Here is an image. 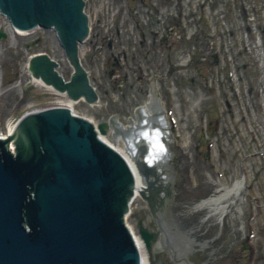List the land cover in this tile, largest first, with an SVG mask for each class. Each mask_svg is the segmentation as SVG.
<instances>
[{
	"label": "water",
	"instance_id": "water-1",
	"mask_svg": "<svg viewBox=\"0 0 264 264\" xmlns=\"http://www.w3.org/2000/svg\"><path fill=\"white\" fill-rule=\"evenodd\" d=\"M85 6L86 0H0L13 28H52L73 67L67 78L57 59L39 51L28 58L30 76L93 104L99 92L81 58L90 34ZM7 35L0 29V38ZM158 107L152 102L147 118L138 107L137 121L124 126L115 114L95 123L68 105L47 106L24 112L0 134V264H145L142 250L153 249L157 233L140 224L136 235L127 222L137 193L175 264H193L192 241L165 219L172 178L161 161L169 130ZM109 128L127 154L102 137Z\"/></svg>",
	"mask_w": 264,
	"mask_h": 264
},
{
	"label": "rangeland",
	"instance_id": "rangeland-1",
	"mask_svg": "<svg viewBox=\"0 0 264 264\" xmlns=\"http://www.w3.org/2000/svg\"><path fill=\"white\" fill-rule=\"evenodd\" d=\"M86 1V10L89 16L91 14L92 33L90 38L81 44V58L90 70L91 80L99 91V103L90 104L84 99L73 101L40 82L30 81L27 60L29 55L35 52L46 51L51 54L59 61L58 69L66 77H69L73 67L52 28L37 27L26 32L17 31L11 28L7 18L0 14V28L8 33L6 38L0 39V131L6 132L7 128L13 127V123L24 112L58 105L61 99L76 113L92 119L95 123L108 120L113 114H116L123 124L130 123L131 119L136 121L135 108L143 106L150 99L149 92L137 89L138 75L145 73L151 77L163 69L166 71L169 62L173 61L177 65L175 72L164 80H157V86L162 107L167 111L166 115L168 114L167 123L174 136V142L181 145L187 154L183 156L184 179L177 181H181L177 198L183 199L184 202L186 200V208L191 209L197 219L204 218L198 225L199 230L202 237L216 235L213 243L226 233L233 234V230L239 234L244 217L249 216L252 223L260 222L264 226V161L244 160L248 169L262 172L256 177H247L249 185L247 188L240 187L237 200L227 205L222 218H219V212H209L210 208L207 206L193 208L199 205L203 198L218 195L217 190L222 185L231 187L237 179L243 183L240 180L241 158L244 153L252 150L250 137L240 135L234 128V123H223L215 135L210 134L206 127H200L202 121L206 123L216 115V112L208 108L213 99L211 97L214 96L207 97L205 94L208 87L205 79L208 77L209 80L211 76H215L212 73L215 66L210 67L212 51L215 48V32L208 26L207 19L201 17L197 8L191 5L188 11V16L191 17L188 35L179 31L177 34L173 32L167 34V38L162 39L163 42L160 38L166 34L165 25L171 11L170 5L167 8L164 0ZM161 19L164 20L163 23ZM117 29L118 36L115 37L113 30L117 32ZM108 34H113L115 39L107 40L105 37H109ZM261 40L264 41V38ZM110 41L113 46L108 44ZM122 42L127 59L124 61L120 58V66L115 70L118 74L113 75L110 71L113 67L111 53L123 51L120 47ZM165 51L173 53L168 60ZM117 55L120 57L121 53ZM245 57L253 63L252 54ZM238 60L242 62V57ZM252 63L253 72L258 67ZM262 68L264 69V66ZM262 75L251 79L257 81ZM119 79H123L124 83L116 86ZM250 87L245 84L242 101L250 98L252 93L247 91ZM261 87L264 92V85L259 86ZM247 114L251 117L258 116L256 109L252 108ZM262 127L264 129V123ZM224 134L226 137L221 143L211 145V156H206L208 140ZM102 136L125 151L122 138H116L113 129L109 128ZM228 199L223 202L227 203ZM138 220L152 229L156 228L147 203L140 194L134 197L127 216L128 223L136 233ZM193 248L189 254L193 264H200L207 259L210 245L195 244ZM145 254L149 264H175L167 247L160 242H156L153 249ZM213 255L215 256L209 257V260L202 264H222L220 252H214Z\"/></svg>",
	"mask_w": 264,
	"mask_h": 264
},
{
	"label": "flooded vegetation",
	"instance_id": "flooded-vegetation-1",
	"mask_svg": "<svg viewBox=\"0 0 264 264\" xmlns=\"http://www.w3.org/2000/svg\"><path fill=\"white\" fill-rule=\"evenodd\" d=\"M118 53L124 54V51H118ZM112 51V69L110 70L113 75L118 74L115 73V70H118V66H120V57ZM127 56L122 59L126 61ZM152 78L147 76L145 73H141L138 75V90H143L145 93L150 94L152 88ZM156 80L161 79L162 77L155 78ZM124 80L119 79L118 85H123ZM133 86V85H131ZM177 158L174 161L175 166H179V171L175 173L173 180V195L171 201L167 207L168 214L170 215L172 221V227L181 230L180 236L184 238H190L194 240L196 244L205 246L210 245V251L207 253L208 257L205 261L209 260V257L215 256L213 253L220 252L222 256V264H264V226H262L259 222L252 223L250 217H244L241 221L240 233L237 234L234 230L233 234L226 233L221 239L216 242H212L214 236L202 237L201 231L199 230V226L204 218L197 219V215L193 214L191 209L186 208V200L178 199L177 195L179 192V188L181 187V181L177 182L179 179L183 180L184 175L182 173V168L185 165V161L183 160V156H187L180 148L177 150ZM193 208H196L195 206ZM257 216H255L256 218ZM259 219V218H256ZM232 223V222H231ZM153 224L156 225L155 230L157 231L159 237L161 236V231L159 229V223L153 220ZM233 225V224H232ZM175 229V230H177ZM178 230V231H179ZM183 232V233H182ZM202 262V263H203ZM200 263V264H202Z\"/></svg>",
	"mask_w": 264,
	"mask_h": 264
},
{
	"label": "bare ground",
	"instance_id": "bare-ground-1",
	"mask_svg": "<svg viewBox=\"0 0 264 264\" xmlns=\"http://www.w3.org/2000/svg\"><path fill=\"white\" fill-rule=\"evenodd\" d=\"M0 14H2L1 12H0ZM3 15V14H2ZM3 16H5V15H3ZM6 17V16H5ZM7 18V17H6ZM89 18H90V16H89ZM7 20H8V18H7ZM8 22H9V20H8ZM9 25H10V27L11 28H13L12 27V25L10 24V22H9ZM0 29H3V28H0ZM14 30H17V31H30V30H19V29H16V28H13ZM4 30V29H3ZM32 30V29H31ZM5 31V30H4ZM8 36V35H7ZM6 36V37H7ZM6 37H1V38H6ZM0 38V39H1ZM87 40V39H86ZM86 40L84 41V42H86ZM83 42V43H84ZM214 52V50L212 51V53ZM53 57V56H52ZM211 68L213 67V65H211L210 66ZM212 73L213 74H215L216 75V73H215V68H214V70H212ZM211 73V74H212ZM222 74L223 75H226V72L225 71H222ZM34 78V77H33ZM34 80V79H33ZM37 82H40V83H43V81L42 80H37V79H35ZM240 83H241V81H240ZM45 86H47L48 88H50V89H52V86H50V85H46L45 83H43ZM235 84H237V83H235ZM154 86V85H153ZM152 86V88H151V92H150V94L151 93H156V89H155V87H153ZM155 89V90H154ZM52 90H56V89H52ZM259 90L262 92L263 90H262V87L261 88H259ZM244 91H245V88H244ZM243 90H238L237 91V96L238 97H242L243 98V96H242V92H244ZM247 91H251L250 90V88H248V90ZM60 92V91H59ZM61 93H63L64 94V92H61ZM100 98V97H99ZM100 100V99H99ZM71 101V100H70ZM156 101V100H155ZM155 101H153V97H152V99L150 98L149 99V101H147V102H145V104L143 105V106H141L139 109L141 110V112H142V114H143V117H145V118H147L149 115H151L150 113H148V111L150 110L151 112H152V108H151V106H152V102H153V106L155 105V107L156 106H159L158 108L159 109H161L162 111H163V115H164V118L166 119V122H163V123H167V115H166V111L163 109V107H162V104L160 105V104H158L157 103V101L155 102ZM99 103V101L97 102V103H93V104H98ZM158 105H157V104ZM154 116V115H153ZM163 116L161 115V118H160V120H163V118H162ZM165 119H164V121H165ZM135 121V120H134ZM136 122V121H135ZM16 123V122H15ZM12 129V126L11 127H9L8 128V131H10ZM160 131H162L161 129H159V132ZM0 134H1V132H0ZM4 135V134H3ZM243 183L240 181H236L231 187H228V186H224V185H222L221 187H219V189L217 190L218 192H219V194L218 195H213V196H210V197H208V198H206V199H203V200H201L199 203V206H201V207H203V206H207L208 208H210V211L209 212H212L213 214L214 213H216L217 214V212H219V218H222V216H223V214H224V211L226 210V208H227V205L228 204H230V203H232V201L233 200H237V196H238V191H239V189H240V187H241V185H242ZM229 198V199H228ZM225 199H228L229 201L227 202V203H224L223 201L225 200ZM197 207H198V205H197ZM204 208V207H203ZM212 214V215H213ZM210 215V214H209ZM218 216V215H217ZM167 225H172V221H171V219H168V223H167ZM172 227V226H171ZM174 228L172 227V230H173ZM140 240V239H139ZM144 256H145V264H149L148 263V258H147V255L144 253Z\"/></svg>",
	"mask_w": 264,
	"mask_h": 264
},
{
	"label": "trees",
	"instance_id": "trees-1",
	"mask_svg": "<svg viewBox=\"0 0 264 264\" xmlns=\"http://www.w3.org/2000/svg\"><path fill=\"white\" fill-rule=\"evenodd\" d=\"M27 88V87H26Z\"/></svg>",
	"mask_w": 264,
	"mask_h": 264
}]
</instances>
